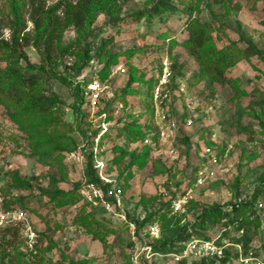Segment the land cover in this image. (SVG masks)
<instances>
[{"label": "rangeland", "instance_id": "rangeland-1", "mask_svg": "<svg viewBox=\"0 0 264 264\" xmlns=\"http://www.w3.org/2000/svg\"><path fill=\"white\" fill-rule=\"evenodd\" d=\"M40 1L45 9L59 2ZM164 1L109 5L90 27L86 55L62 51H76L75 32L66 28L52 66L44 65L40 72L27 1L0 0V68L22 66V76L39 78V86L30 92L50 103L63 122L73 124L66 134L84 155L77 163L62 150V168L42 161L0 105V204L16 195L24 196L26 204L12 205L25 213L24 219L2 227L15 228L19 235L6 247L9 264H132V250L145 247L143 264H170L159 250L177 236L200 232L214 241L222 236V224L207 230L194 225L201 209L248 200L264 182V0H202L192 14L208 25L217 48L239 58L226 74L237 78L239 93L213 82L206 72L196 77L198 61L181 43L187 16L176 1ZM114 6L121 8L115 23L109 14ZM104 42H109L111 58L96 57ZM4 43L22 52L27 63L13 64L2 53ZM163 62L171 70L170 98L160 105L152 90ZM94 82L101 91L92 109L89 86ZM73 87L80 90L83 104H77ZM127 87L136 93L123 94ZM75 104L81 116L76 121ZM129 134L139 137L132 140ZM89 162L93 178L118 188L119 197L89 200L82 195ZM29 178L33 180L27 185ZM256 203L261 227L250 247L264 256L263 197ZM151 225L158 229L156 238L149 234ZM27 236L33 238L31 246L25 244ZM234 252L226 264H239Z\"/></svg>", "mask_w": 264, "mask_h": 264}, {"label": "trees", "instance_id": "trees-1", "mask_svg": "<svg viewBox=\"0 0 264 264\" xmlns=\"http://www.w3.org/2000/svg\"><path fill=\"white\" fill-rule=\"evenodd\" d=\"M25 1H27L29 6L30 21L33 24L36 41L34 49L41 61V64L36 69H41L40 72H44V65L52 66L55 51L58 50V42L68 27H72L75 32L76 37L72 47L76 51H69V47L62 51H65L68 55H74L75 53L86 55L88 51L87 38L91 35L90 27L93 22L99 14L107 10L109 5L119 0H59L55 6L49 9H45L44 4L40 0ZM170 1L165 0L164 2L170 3ZM174 1H176V6L180 9L182 15L187 16V19L183 23L184 30L182 32L186 36L181 43L188 49L189 55L198 61L200 72L196 74V77L205 75L206 72L209 79L213 82L222 86H229L235 93H239L237 89V78H228L226 75L236 65L239 58L231 50L217 48L208 25L192 18V14L198 10V6L202 0ZM159 8L166 9L170 8V6L159 5ZM120 9V6H114L109 11V14L114 19V23L116 22ZM139 16L140 14L137 15V18ZM14 38L15 35L13 34L11 38L13 42ZM170 43L171 45H175L176 42L172 40ZM108 44L109 42H104L97 49V58L109 55L107 50ZM4 48L2 53L12 58L13 64H17L20 61L27 63V58L22 52H16L7 43H4ZM99 54L102 56H99ZM125 55L126 58L132 57V54L128 52H125ZM111 57L112 55H109V58ZM21 67L16 66L9 69L0 68V105L4 106L10 112V119L28 137L32 150L40 153L43 159L42 161L49 164H56L62 168L64 158L62 150H65L67 153L75 151V145H73L72 139L67 136L69 132L73 131V124L63 122L56 113L52 112V105L50 103L36 92H30L31 89L34 90V88L39 86L40 80L36 76H22L19 71ZM26 67L29 70L33 69L30 66H24L23 68L26 69ZM76 68H78V64H76ZM73 89L74 92L79 94L80 90L77 87H73ZM131 89L127 87L123 94L136 93ZM75 98L78 105L80 103L83 104V97L80 94L79 96L76 95ZM78 105L75 104L73 106L72 114L74 121L81 118L80 107ZM43 129H47L48 134L41 131ZM129 137L135 140L139 136L129 134ZM85 169L87 179L84 181L86 183L91 182L102 189L107 188L104 185H100L96 178H93L91 162L86 165ZM32 180L33 178H29L25 182L29 185ZM51 182L55 184L54 180ZM27 188L29 189V187ZM45 193L46 195L52 196L48 191ZM259 196H262L264 199V182L255 189L248 200L240 201L227 208L214 206L208 209H201L194 225L199 229L207 230L216 224H222L225 227L224 232L216 242L220 243L222 240H226L233 245H239L242 253L245 255L251 249L250 245L258 235L261 227L256 208V202ZM15 203L20 204L24 208L26 207L25 197L16 195L9 202L4 203L2 209L4 211H11L13 210L12 205ZM145 222L151 224L152 219H147ZM230 230L234 234L229 233ZM0 232V264H9L11 263V259H9L6 247L10 246L12 241L19 236L18 230L6 227L1 228ZM191 237L207 239L200 232L189 233L184 236H177L168 244H164L159 251L163 254L166 251H171L177 242L187 240ZM21 245H23V242ZM231 250H225L223 258L218 261L201 260L194 262V264H226L231 260ZM254 253L258 255L257 252L254 251ZM19 254L22 255L23 253L19 251ZM234 255L236 256L235 252Z\"/></svg>", "mask_w": 264, "mask_h": 264}, {"label": "built area", "instance_id": "built-area-1", "mask_svg": "<svg viewBox=\"0 0 264 264\" xmlns=\"http://www.w3.org/2000/svg\"><path fill=\"white\" fill-rule=\"evenodd\" d=\"M170 80H171V70L167 62L162 63V69L160 76L158 78L156 86L152 90V96L154 102L157 104H163L170 98ZM101 88L97 83H93L89 86V106L95 109L99 103ZM205 155L212 159L210 150H205ZM66 159H71L77 163H81L84 160V155L80 151H73L69 153ZM82 195L89 200H100L105 198L120 196L121 191L118 188L102 189L95 183L84 182L81 186ZM1 201V200H0ZM261 208L262 205L258 204ZM25 213L20 210L4 211L0 204V229L7 225L16 224L18 221L24 219ZM135 225L129 224V230L133 233L135 232ZM149 234L153 238L158 236V229L155 225L149 226ZM32 239L27 236L25 244L31 246ZM227 249H234L236 253V258L239 264H264V256L255 255V253L249 249V251L244 255L242 249L239 245H233L226 240H222L217 243L214 240L205 239L202 237H191L187 240L180 241L176 244L172 252L160 255V257L168 258L170 264H192L194 262H199L201 260H214L218 261L223 258L224 251ZM144 251H148L146 248H134L130 254V261L132 264H143L142 259H147L141 256Z\"/></svg>", "mask_w": 264, "mask_h": 264}, {"label": "crops", "instance_id": "crops-1", "mask_svg": "<svg viewBox=\"0 0 264 264\" xmlns=\"http://www.w3.org/2000/svg\"><path fill=\"white\" fill-rule=\"evenodd\" d=\"M194 264V263H193Z\"/></svg>", "mask_w": 264, "mask_h": 264}]
</instances>
